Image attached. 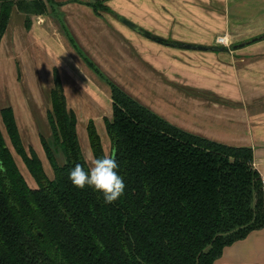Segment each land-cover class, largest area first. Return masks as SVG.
I'll list each match as a JSON object with an SVG mask.
<instances>
[{
	"label": "trees",
	"instance_id": "16d2710c",
	"mask_svg": "<svg viewBox=\"0 0 264 264\" xmlns=\"http://www.w3.org/2000/svg\"><path fill=\"white\" fill-rule=\"evenodd\" d=\"M73 4L97 17L111 13L103 0H0V44L15 7L28 15L30 30L31 16ZM69 43L76 48L71 38ZM78 53L111 91L113 117L105 125L124 195L109 205L101 193L71 183V169L89 165L77 115L68 110L55 69L51 139L41 138L53 180L36 151L27 152L14 109L0 113L5 130L0 125V264H216L226 248L264 229V184L252 148L227 146L172 125ZM87 131L94 158L106 157L93 121ZM6 137L38 189L28 186ZM58 152L65 158L62 166Z\"/></svg>",
	"mask_w": 264,
	"mask_h": 264
},
{
	"label": "crops",
	"instance_id": "0c3cea01",
	"mask_svg": "<svg viewBox=\"0 0 264 264\" xmlns=\"http://www.w3.org/2000/svg\"><path fill=\"white\" fill-rule=\"evenodd\" d=\"M103 1L110 7L111 13H103L101 17L75 4L74 7L65 6L73 8L70 14L66 16L62 13L66 30L76 48L72 47L74 55L68 53L69 59L56 55L63 65L58 59L53 60V66L57 67L53 70L52 83L54 71L58 68L66 91L68 110L77 115V132H80L83 123L79 121L75 108L68 106L66 87L72 85L74 92L78 91L76 84L86 85V73L80 70V63L89 71L91 79L103 82L84 63L79 50L107 79L172 125L227 146L252 148L254 168L264 181V36L257 37L262 38L261 41L238 50L234 47L242 43L232 45L231 50L215 45L217 37H229L235 28L264 25V15L259 16L260 12H264V0ZM251 4L256 5L255 10H258L255 19L248 15V11L244 12ZM121 17L156 39L209 50L166 46L128 28L120 21ZM217 49L227 50L221 52ZM233 52L242 53L235 55ZM76 57L80 62L78 64ZM80 71L83 77L79 75ZM37 78L43 86L44 80L38 69ZM53 84L49 90L50 99ZM79 89L82 91L84 88ZM76 97L88 105L90 97L86 91ZM97 102L92 99L88 109L92 104L96 110L100 109L101 104ZM9 106L13 108L11 99ZM90 121L99 131L92 119L88 121L87 129ZM220 126L234 134L230 136L225 130L219 134L215 129H220ZM18 127L23 138L19 123ZM47 130L50 131V126ZM105 136L109 138L106 128ZM101 141L104 146L103 136ZM216 264H264V229L226 248Z\"/></svg>",
	"mask_w": 264,
	"mask_h": 264
},
{
	"label": "rangeland",
	"instance_id": "374dc122",
	"mask_svg": "<svg viewBox=\"0 0 264 264\" xmlns=\"http://www.w3.org/2000/svg\"><path fill=\"white\" fill-rule=\"evenodd\" d=\"M74 6L75 5H72V7ZM107 7L110 9L108 5ZM255 7L256 5L251 4L250 7L246 6L250 11L247 9L244 10L245 13L248 11V15L253 19H255V16H258V10H255ZM48 9V16L30 17L32 24L30 30H27L26 28L28 15L20 11L17 7H15L12 12L9 26L0 44V113L5 107L10 105L11 99L17 122L19 120L18 123L20 129L23 131V140L27 152L29 153L31 149L36 151L39 159L43 163L48 178L53 180V169L48 162L46 153L41 144V137L51 139V133L47 130V128H49L47 116L48 112L52 110L49 90H51L53 84L52 76L54 67H57L53 66V60L58 59L56 55L68 58V53L71 55H74L75 53L72 50V45L67 40V36L65 35L64 29L61 27V22L59 21V17L63 16L62 13L67 16L72 12L73 8L65 7L57 12L50 7ZM81 9L87 11L89 8L82 7ZM89 10L91 11V9ZM259 14V16L263 17L264 12H260ZM63 23L65 25L64 20ZM41 29L45 32H42ZM262 36H264V25L262 24L259 26L255 24L249 27L245 25L240 28H235L229 37L223 36V38L228 41V48L231 50L232 45L247 42ZM218 38L222 37L216 38L215 45H217ZM237 53L233 52L235 55H237ZM231 54L232 53H230V55ZM58 60L59 63H62L61 65H63V61L60 59ZM238 61H240V59ZM78 62V58L76 57V63L78 64ZM79 66L80 70L82 69L81 71L86 73V77H84L86 85H82V83L76 84L75 86H78V91L74 92L72 85H68L66 89H68L67 93L69 96L68 106L73 109L75 108L79 121L83 123L79 128L80 132H78V134L82 151L85 154V159L90 168L92 166L91 161L94 158L90 152L91 148L89 145L88 134L86 132L87 124L90 119L96 121L99 129L98 133L99 135L102 134L101 137H104L103 149L105 155L108 154V156H111L112 154V144L110 138H106L105 136L106 127L104 123L105 119L112 118L111 91L107 85L103 84V82L91 79L89 77L91 76L88 73L89 71L87 72L85 68L81 67L82 63H80ZM36 68L41 74V78L44 80V83L42 84L43 86H41L40 83H38V80H36L38 79ZM46 68L48 72L47 75ZM56 69L59 71L58 68ZM81 71L79 75L83 77ZM46 81L48 82L46 83ZM81 87L84 88L82 91L79 89ZM84 91H86L90 97L88 105L84 104L82 99L76 97ZM64 93H66V91ZM16 96L20 99H17ZM92 99H95V101H98L97 103L101 104L100 109L96 110V106H93V104L91 105L92 110L88 109L90 108ZM20 102L22 104H20ZM0 125L5 133L4 127L1 123V114ZM224 130L226 134H234L230 132L229 129H225L224 126H220V129H215L219 134H222V131ZM6 139L17 162L18 168L28 186L34 190L38 189L37 183L29 173L23 160L15 153L7 137ZM55 150L56 149L54 148V151ZM56 157L59 165L62 166L65 164V158L61 152H58Z\"/></svg>",
	"mask_w": 264,
	"mask_h": 264
},
{
	"label": "clouds",
	"instance_id": "9594fccd",
	"mask_svg": "<svg viewBox=\"0 0 264 264\" xmlns=\"http://www.w3.org/2000/svg\"><path fill=\"white\" fill-rule=\"evenodd\" d=\"M91 167L86 169L76 164L69 173L74 187L83 190L86 187L101 193L106 204L118 201L125 192L123 177L119 174V164L112 156L93 158Z\"/></svg>",
	"mask_w": 264,
	"mask_h": 264
},
{
	"label": "water",
	"instance_id": "95a60500",
	"mask_svg": "<svg viewBox=\"0 0 264 264\" xmlns=\"http://www.w3.org/2000/svg\"><path fill=\"white\" fill-rule=\"evenodd\" d=\"M120 21L125 25L127 26L128 28L142 34L143 36L147 37L148 39H154L156 40L157 42H162V40L160 39H156L154 37H152V35H150L148 32L146 31H143L141 28H139L138 26L134 25L132 22H130L129 20L127 19H124V18H120ZM262 38H257V39H253L247 43H242L240 45H237L234 47L235 50H238V49H242L244 46L246 45H250V44H254L256 42H259L261 41ZM174 47H179L180 49H186V50H195V51H208L209 49L208 48H204V47H197V46H192V45H184V44H177V45H174ZM218 51H221V52H224L226 51L227 49H217Z\"/></svg>",
	"mask_w": 264,
	"mask_h": 264
},
{
	"label": "built area",
	"instance_id": "2783aa9c",
	"mask_svg": "<svg viewBox=\"0 0 264 264\" xmlns=\"http://www.w3.org/2000/svg\"><path fill=\"white\" fill-rule=\"evenodd\" d=\"M217 45L218 46H226V47H228L229 43H228V41L225 38L222 37V38H218ZM263 184H264V181H263Z\"/></svg>",
	"mask_w": 264,
	"mask_h": 264
}]
</instances>
